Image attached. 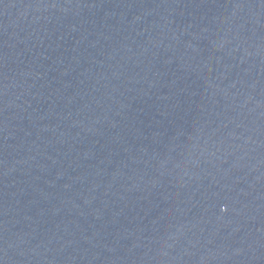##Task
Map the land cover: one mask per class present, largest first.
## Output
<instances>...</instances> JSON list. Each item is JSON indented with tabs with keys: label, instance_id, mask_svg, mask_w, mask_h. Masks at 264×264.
Wrapping results in <instances>:
<instances>
[{
	"label": "water",
	"instance_id": "obj_1",
	"mask_svg": "<svg viewBox=\"0 0 264 264\" xmlns=\"http://www.w3.org/2000/svg\"><path fill=\"white\" fill-rule=\"evenodd\" d=\"M0 264H264V0H0Z\"/></svg>",
	"mask_w": 264,
	"mask_h": 264
}]
</instances>
